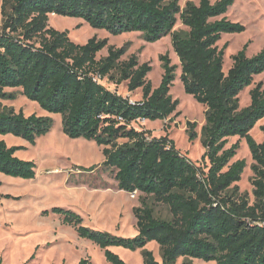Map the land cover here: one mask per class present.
Returning a JSON list of instances; mask_svg holds the SVG:
<instances>
[{"label": "trees", "instance_id": "obj_1", "mask_svg": "<svg viewBox=\"0 0 264 264\" xmlns=\"http://www.w3.org/2000/svg\"><path fill=\"white\" fill-rule=\"evenodd\" d=\"M0 0V101H14L15 93L35 102L49 114H59L63 133L102 147V168L114 173L117 189L138 193L140 207L132 209L137 234L120 237L82 225L80 216L55 208L77 235L104 250L108 264H126L109 247L141 250L142 264H190L200 260L215 264H264V124L262 142L250 132L264 119V87L249 90V104L240 106L239 95L264 73V47L248 57L246 43L231 57L225 73L226 44L223 35L241 34L245 27L227 19L235 0ZM83 20L90 28L112 36L140 33L149 43L170 36L180 65V82L186 95L205 108L200 143L204 149L198 167L175 147L167 136L155 138L149 130H136L137 121H163L175 113L178 101L170 89L176 66L160 58L163 76L152 89L146 81L151 68L137 65L135 57L119 62L124 49L107 47L92 38L85 44L72 42L66 32L48 25L49 16ZM179 19L187 31H174ZM107 48V56L96 55ZM116 73V78L112 76ZM108 78L116 85L127 82V91H141V100L130 102L103 87ZM188 141L197 139L196 125L187 123ZM52 127L49 117L15 113L0 106V136L12 135L34 144ZM244 140L252 165L253 202L240 194L237 184L246 167L244 160L231 163ZM18 147L0 140V174L35 178V164L15 156ZM93 169V168H92ZM90 169V170H92ZM2 195L0 194V198ZM166 206L169 219L154 215L147 199ZM159 249L160 262L146 250ZM77 264H90L82 259Z\"/></svg>", "mask_w": 264, "mask_h": 264}, {"label": "rangeland", "instance_id": "obj_2", "mask_svg": "<svg viewBox=\"0 0 264 264\" xmlns=\"http://www.w3.org/2000/svg\"><path fill=\"white\" fill-rule=\"evenodd\" d=\"M218 0H211L212 3ZM187 2L198 4V0H180L179 6L184 8ZM226 17L231 22H238L245 27L241 34L223 35L218 47L226 44L223 58V70L226 73L232 65L231 57L247 43L246 55L252 57L264 47V0H235L228 9ZM2 18L0 15V26ZM48 25L59 32H67L69 39L75 44L83 45L94 38L105 40L107 47L124 49L119 62H126L135 57L137 65H148L151 71L146 76L152 89L159 86L162 76V62L165 56L171 66H176L175 80L170 89L173 100L178 101L175 113L163 121H137L131 126L136 130H149L152 137L167 136L174 142L176 149L198 167L205 168L207 162L202 161L204 149L200 143V130L204 125L205 108L196 103L191 96L184 93L179 76L180 65L175 56L170 36L149 44L140 33H129L112 36L102 30L90 28L83 20L77 18L49 16ZM174 31H187L179 19ZM104 48L96 55V60L107 56ZM116 78V73H112ZM106 89L131 101L141 100V91H127V82L116 85L108 78L99 82ZM257 83L264 87V73L255 77L253 85L239 95L240 106L249 104L248 92ZM15 93L14 101H0L1 108H12L15 113L24 116L37 115L52 120L50 131L30 144L12 135L1 136L7 147L20 148L15 156L35 164L34 179L24 180L0 174V264H77L87 259L90 264H108L104 250L92 241L81 238L74 228L64 222V217L54 213L53 209L68 210L82 218V225L92 230H99L120 237H134L137 234L136 220L132 209L140 207L139 196L117 189L114 173L101 167L104 160L102 147L85 139H70L62 131L61 116L49 114L20 94V89H7ZM195 124L197 139L188 141V125ZM264 119L250 132L258 143L262 142L259 127ZM239 144L236 156L231 160H244L246 167L237 184L240 194H246L250 203L252 197V160L244 140L238 138L228 140L227 147ZM93 168V169H92ZM92 169V170H90ZM153 208L154 215L160 219H169L166 206L147 199ZM160 262L158 246L149 243L145 247ZM109 251L118 255L126 264H142L141 250L129 251L121 247H109ZM182 259L177 261L181 264ZM190 264H215L200 260H191Z\"/></svg>", "mask_w": 264, "mask_h": 264}, {"label": "built area", "instance_id": "obj_3", "mask_svg": "<svg viewBox=\"0 0 264 264\" xmlns=\"http://www.w3.org/2000/svg\"><path fill=\"white\" fill-rule=\"evenodd\" d=\"M130 102H133V101L130 100ZM135 194H136V193L131 194V195H130L131 198H134V195H135Z\"/></svg>", "mask_w": 264, "mask_h": 264}, {"label": "crops", "instance_id": "obj_4", "mask_svg": "<svg viewBox=\"0 0 264 264\" xmlns=\"http://www.w3.org/2000/svg\"><path fill=\"white\" fill-rule=\"evenodd\" d=\"M0 140H2V137L0 136Z\"/></svg>", "mask_w": 264, "mask_h": 264}, {"label": "bare ground", "instance_id": "obj_5", "mask_svg": "<svg viewBox=\"0 0 264 264\" xmlns=\"http://www.w3.org/2000/svg\"><path fill=\"white\" fill-rule=\"evenodd\" d=\"M53 16H55V15H53Z\"/></svg>", "mask_w": 264, "mask_h": 264}, {"label": "water", "instance_id": "obj_6", "mask_svg": "<svg viewBox=\"0 0 264 264\" xmlns=\"http://www.w3.org/2000/svg\"><path fill=\"white\" fill-rule=\"evenodd\" d=\"M67 33V32H66Z\"/></svg>", "mask_w": 264, "mask_h": 264}]
</instances>
